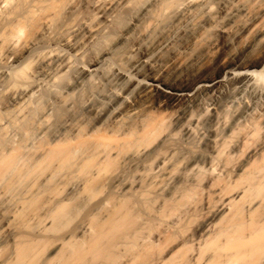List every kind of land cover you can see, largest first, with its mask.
Instances as JSON below:
<instances>
[{"label":"bare ground","instance_id":"1","mask_svg":"<svg viewBox=\"0 0 264 264\" xmlns=\"http://www.w3.org/2000/svg\"><path fill=\"white\" fill-rule=\"evenodd\" d=\"M0 264H264V0H0Z\"/></svg>","mask_w":264,"mask_h":264}]
</instances>
